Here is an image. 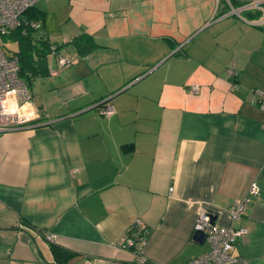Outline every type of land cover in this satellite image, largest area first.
I'll use <instances>...</instances> for the list:
<instances>
[{
	"label": "crops",
	"instance_id": "crops-1",
	"mask_svg": "<svg viewBox=\"0 0 264 264\" xmlns=\"http://www.w3.org/2000/svg\"><path fill=\"white\" fill-rule=\"evenodd\" d=\"M233 1L35 3L39 116L0 131V264H58L51 244L64 264H185L208 249L201 211L247 227L233 254L264 264V0ZM136 223L138 252L120 244Z\"/></svg>",
	"mask_w": 264,
	"mask_h": 264
},
{
	"label": "built area",
	"instance_id": "built-area-1",
	"mask_svg": "<svg viewBox=\"0 0 264 264\" xmlns=\"http://www.w3.org/2000/svg\"><path fill=\"white\" fill-rule=\"evenodd\" d=\"M38 0H0V131L19 129L36 120L39 113L31 97L25 81L19 75L20 62L15 54H7L2 46L1 37L8 31L21 25V18L25 11L35 5ZM32 27L38 28L40 24L31 21ZM51 51L55 52L54 46ZM59 64L68 65L71 60L59 55ZM198 86H191L192 91H198ZM264 109V93L257 92L252 100ZM111 107L105 105L101 108L103 115L109 114ZM249 191L256 192V184L250 185ZM250 202L248 196L236 199L228 208L230 220L240 217ZM204 232L208 249L203 253L188 259L185 264H247V260L233 254L238 237L248 232L247 227H233L230 224H219L213 220L209 211H201L195 222L194 231ZM144 227L136 223L121 238L120 244L138 252L144 242ZM145 261L144 257H140Z\"/></svg>",
	"mask_w": 264,
	"mask_h": 264
},
{
	"label": "trees",
	"instance_id": "trees-1",
	"mask_svg": "<svg viewBox=\"0 0 264 264\" xmlns=\"http://www.w3.org/2000/svg\"><path fill=\"white\" fill-rule=\"evenodd\" d=\"M244 2V1H243ZM241 2V3H243ZM231 3L233 4L234 1L231 0ZM38 14L35 9V5L24 12L22 18H21V25L17 27L16 29L8 31L6 34L2 35L1 42L2 46H4V41L7 39L15 40L18 43V49L16 52L12 53L18 56L19 62H20V72L19 75L22 77L24 76V70L26 69V66H28V63L33 60L31 52L28 51L27 46H32L33 44V36L32 32L35 29V27H32L30 25L31 21H37ZM76 42H78L77 39H75ZM46 43V41H44ZM42 41V43H44ZM42 49V48H41ZM49 51V46L44 47L39 53L38 58L36 60L37 62V71H39L40 68H42L45 65V55ZM35 62V61H34ZM44 63V64H43ZM23 79V78H22ZM24 80V79H23ZM51 250L53 253V256L58 264H64L66 260L72 256L74 253L66 251L61 249L60 247L56 245L51 244Z\"/></svg>",
	"mask_w": 264,
	"mask_h": 264
},
{
	"label": "rangeland",
	"instance_id": "rangeland-1",
	"mask_svg": "<svg viewBox=\"0 0 264 264\" xmlns=\"http://www.w3.org/2000/svg\"><path fill=\"white\" fill-rule=\"evenodd\" d=\"M264 24V23H261ZM4 50L7 54H12L18 49V43L15 40L7 39L4 41ZM259 105V104H258Z\"/></svg>",
	"mask_w": 264,
	"mask_h": 264
},
{
	"label": "water",
	"instance_id": "water-1",
	"mask_svg": "<svg viewBox=\"0 0 264 264\" xmlns=\"http://www.w3.org/2000/svg\"><path fill=\"white\" fill-rule=\"evenodd\" d=\"M193 236L195 237L196 240L200 242H202L205 237L204 232H202L201 230L195 231Z\"/></svg>",
	"mask_w": 264,
	"mask_h": 264
}]
</instances>
